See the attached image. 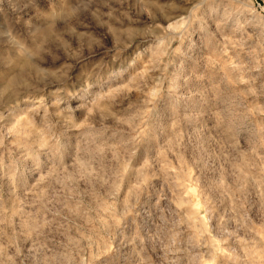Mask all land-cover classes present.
Segmentation results:
<instances>
[{
  "label": "rangeland",
  "instance_id": "obj_1",
  "mask_svg": "<svg viewBox=\"0 0 264 264\" xmlns=\"http://www.w3.org/2000/svg\"><path fill=\"white\" fill-rule=\"evenodd\" d=\"M50 2L0 0V61L65 27ZM94 16L104 33H56V86L16 104L0 88V264H264V0H99ZM109 36L114 62L146 46L71 85Z\"/></svg>",
  "mask_w": 264,
  "mask_h": 264
},
{
  "label": "clouds",
  "instance_id": "obj_2",
  "mask_svg": "<svg viewBox=\"0 0 264 264\" xmlns=\"http://www.w3.org/2000/svg\"><path fill=\"white\" fill-rule=\"evenodd\" d=\"M53 5H55V8ZM98 5L99 0H87L84 4H81L80 0H77L69 11L60 4L59 0H51L46 12L48 17L51 18V21L55 22V25L59 21L65 27L63 29L56 27V32L49 36V42L47 44L37 43L35 41L29 43L25 39L27 48H24L21 54H18L21 45L10 41L15 50V55L11 56L12 59H8L6 62L0 61V88L7 87L8 89V97L4 101L5 104L22 102L25 96L33 91L38 89L46 90L56 86L52 73L47 70L59 68L67 59L63 49L57 47L56 33H60L65 39L71 40L74 46L77 42L70 28H75L77 31H93L97 34L104 33L105 29L96 25L94 16ZM103 10L107 11V8ZM159 23L166 25L167 21L161 17ZM85 24L88 27H85ZM135 27L140 30L147 27V17H142V22L136 24ZM103 44L104 48H97L94 55L85 50L82 60L79 62L73 61L75 68L71 73V85L75 86L78 82L79 87L77 89L87 88L89 81L87 78H82L81 76L85 68L92 67L96 61L103 58L111 65L112 71H118L127 66V63L132 59L138 49L146 46V42L134 40L131 47L124 53L121 59L114 62L111 60L110 54L107 57L104 55L106 49L112 48L111 37L104 38ZM53 53L59 59L54 60ZM91 83L95 85L96 81L92 80ZM97 90L95 87L92 89L93 92ZM3 110L4 106L0 105V112H3Z\"/></svg>",
  "mask_w": 264,
  "mask_h": 264
}]
</instances>
